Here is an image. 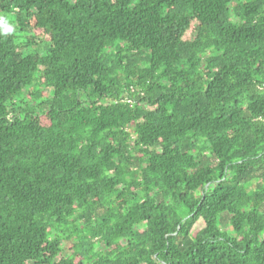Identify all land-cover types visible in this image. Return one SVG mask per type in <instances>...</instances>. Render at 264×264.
Listing matches in <instances>:
<instances>
[{
    "label": "trees",
    "instance_id": "trees-1",
    "mask_svg": "<svg viewBox=\"0 0 264 264\" xmlns=\"http://www.w3.org/2000/svg\"><path fill=\"white\" fill-rule=\"evenodd\" d=\"M0 16V264H264V0Z\"/></svg>",
    "mask_w": 264,
    "mask_h": 264
},
{
    "label": "rangeland",
    "instance_id": "rangeland-1",
    "mask_svg": "<svg viewBox=\"0 0 264 264\" xmlns=\"http://www.w3.org/2000/svg\"><path fill=\"white\" fill-rule=\"evenodd\" d=\"M9 19H10V16H7ZM32 48H36L37 50H39V51H42V52H44L45 51V45L44 44H40L39 46H34V47H32ZM30 50H31V48H30ZM42 90L44 93H45V95H47L48 94V92H49V90L47 89V88H45V87H43V86H40V85H34V86H32V87H30L29 88V90H27L28 92H31V93H35L37 90ZM28 92H25V95L22 97V99H25V101H27V102H29V103H31L32 105H37V104H39L40 103V101L44 98H42L40 101H37V99H30L29 97H28ZM46 107V104H44L43 105V107L42 108H45ZM263 171H261V170H257V172H256V178L255 179H253V184H251L250 186H249V188H250V190H253V188L256 186V184L257 183H259V175L262 173ZM227 222H228V219H227V217H224V223H225V228H230L229 227V225L227 224Z\"/></svg>",
    "mask_w": 264,
    "mask_h": 264
},
{
    "label": "clouds",
    "instance_id": "clouds-1",
    "mask_svg": "<svg viewBox=\"0 0 264 264\" xmlns=\"http://www.w3.org/2000/svg\"><path fill=\"white\" fill-rule=\"evenodd\" d=\"M0 26H2V30H0V35H8L14 32V26L8 23V18L0 16Z\"/></svg>",
    "mask_w": 264,
    "mask_h": 264
}]
</instances>
